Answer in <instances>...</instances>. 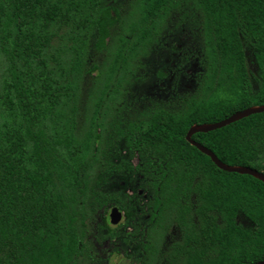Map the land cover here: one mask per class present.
Listing matches in <instances>:
<instances>
[{
    "label": "trees",
    "instance_id": "trees-1",
    "mask_svg": "<svg viewBox=\"0 0 264 264\" xmlns=\"http://www.w3.org/2000/svg\"><path fill=\"white\" fill-rule=\"evenodd\" d=\"M184 29L205 72L191 88L166 81L175 93L157 100L148 92L168 76L149 47L171 30L180 51ZM85 83L93 112L82 125ZM261 104L264 0H0V264H86L87 214L115 204L92 188L109 169L104 140L158 158L181 228L219 247L208 264L264 260V182L219 168L186 138L194 124ZM193 139L264 172V112Z\"/></svg>",
    "mask_w": 264,
    "mask_h": 264
},
{
    "label": "flooded vegetation",
    "instance_id": "flooded-vegetation-1",
    "mask_svg": "<svg viewBox=\"0 0 264 264\" xmlns=\"http://www.w3.org/2000/svg\"><path fill=\"white\" fill-rule=\"evenodd\" d=\"M183 31L182 42L177 43L180 51H171V44L177 38L175 31L171 30L156 34V42L149 47L155 73L164 71L168 76L155 77L158 81L155 89L148 92L157 100L164 95L171 99L175 93L166 81L172 82L180 77L185 86L191 88L196 75L205 72L203 60L190 56L191 43L197 42L196 38L188 30ZM183 61L186 62L179 67ZM248 64L251 71H255L256 64L250 60ZM252 87H256L253 81ZM140 108L144 111L143 107ZM101 143L103 149L100 153L108 157L110 165L109 169L101 171L102 175L95 172L92 184L98 185L92 188L105 192L106 199L115 204L87 214L86 222L90 227L86 264H194L197 261L208 264L211 258L218 256L217 244H209L208 250L201 234H191L190 230L181 228L178 218L182 215L175 213L170 203L172 188L167 187L164 191L159 184L157 175L161 173L155 163L158 158L151 162L148 148L132 150L115 140ZM192 219L196 226L198 217Z\"/></svg>",
    "mask_w": 264,
    "mask_h": 264
},
{
    "label": "water",
    "instance_id": "water-1",
    "mask_svg": "<svg viewBox=\"0 0 264 264\" xmlns=\"http://www.w3.org/2000/svg\"><path fill=\"white\" fill-rule=\"evenodd\" d=\"M262 112H264V104L253 105V106H250V107L245 108L243 110L236 111L231 116H229L228 118L223 119L221 121H217L214 123L194 124L189 129L186 138H187L188 142H190L192 145L196 146L203 153L210 156L211 159L213 160V162H215V164L219 168H221L225 171H228V172H235V173H240V174H249V175H252V176H254V177H256V178H258L264 182V172L258 171L256 169L248 167V166L226 164L223 161H221L219 159V157L211 149L207 148L206 146H204L200 142L193 139L194 134H196L198 132L207 133V132H210L213 130H217V129L223 128V127H225V126H227L233 122H236V121L241 120L243 118L249 117L252 114L262 113ZM253 264H264V260L259 261L257 263H253Z\"/></svg>",
    "mask_w": 264,
    "mask_h": 264
},
{
    "label": "rangeland",
    "instance_id": "rangeland-1",
    "mask_svg": "<svg viewBox=\"0 0 264 264\" xmlns=\"http://www.w3.org/2000/svg\"><path fill=\"white\" fill-rule=\"evenodd\" d=\"M107 54L99 51L98 62L100 64H102V63L105 64L106 62L107 63L109 62V60H106ZM101 58H103V60H101ZM127 68H128V72H136L137 71V66H136V64H134V61H131ZM85 84H87V85H82V96L83 97H82V101H80V107H79L80 113H81L80 120H82L81 121L82 125H85L84 123L89 120V118L93 112L92 111L91 97L89 98V94H90V91H92L91 88L93 87V85H92V83H85ZM155 235H158V234H155Z\"/></svg>",
    "mask_w": 264,
    "mask_h": 264
}]
</instances>
